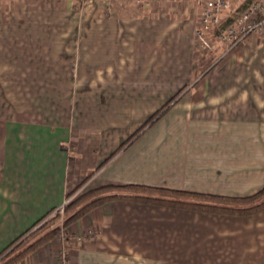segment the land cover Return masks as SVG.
Segmentation results:
<instances>
[{"label":"crops","instance_id":"0c3cea01","mask_svg":"<svg viewBox=\"0 0 264 264\" xmlns=\"http://www.w3.org/2000/svg\"><path fill=\"white\" fill-rule=\"evenodd\" d=\"M253 1L237 0L222 24ZM198 19L194 0H0V73L74 74L56 85L70 97L26 102L0 81V254L79 186L234 199L264 188V34L219 46L210 65L198 58ZM68 230L73 264H264V212L127 198ZM58 252L51 240L19 264H58Z\"/></svg>","mask_w":264,"mask_h":264},{"label":"trees","instance_id":"16d2710c","mask_svg":"<svg viewBox=\"0 0 264 264\" xmlns=\"http://www.w3.org/2000/svg\"><path fill=\"white\" fill-rule=\"evenodd\" d=\"M248 6H246V8ZM232 10L233 8L229 12H231ZM229 12H227V14ZM241 14L236 16L234 20L233 18H231V20H229L231 24L234 23L235 20L239 18ZM229 21L225 25L222 24L221 26L226 27L228 24H230ZM180 95L181 93L175 96L161 110H159L156 114H154L148 120V122L143 126V128L125 144V146L130 144L140 135V133H142L145 129L149 128L154 122H156L160 117H162V115H164L177 102ZM120 191H125V192L128 191L133 195L132 197L130 196L125 197L116 194L117 192ZM143 195H148V196H143ZM160 197H164V198H160ZM166 197H170V198H166ZM127 198H130L131 200L137 202H143L146 204H153L157 206H166L171 208L185 209L189 211L216 214V215H228V216L234 215L236 217L251 216L264 211V203L256 204L260 199L264 198V188L260 192L249 198L234 199V198H224V197L200 195V194H193L186 192H174V191H166V190H156L151 188L132 187V186L124 187V188L106 187V188H101L99 190L87 192L84 196H82L79 200H77L74 204H72V206L68 208L67 213L70 214L73 211L74 212L72 215L69 216V219L67 220L65 226L66 227L71 226L73 223L83 218L90 211L107 202L113 200H119V199H127ZM217 204H221L224 206H217ZM229 204H232L231 207L224 208L226 205ZM234 204L235 206H237V208L234 206ZM243 206L244 207L247 206V207L243 208ZM49 216L50 214L44 219H42L39 223L43 222ZM57 221L58 220L55 218L48 225L49 226L55 225ZM33 229L34 228H32V230ZM28 233L22 235L19 239L13 242L6 250H4L2 254H0V264H19L30 254H32L33 252H35L36 250L47 244L49 241L53 240L56 237V235L59 233V230L58 228H54L53 230L48 231V233L45 234L44 237L39 239L30 247L18 253L17 255L14 254L19 250L20 246L22 245L21 240L25 238ZM12 255L13 257H11Z\"/></svg>","mask_w":264,"mask_h":264},{"label":"rangeland","instance_id":"374dc122","mask_svg":"<svg viewBox=\"0 0 264 264\" xmlns=\"http://www.w3.org/2000/svg\"><path fill=\"white\" fill-rule=\"evenodd\" d=\"M231 12H233V10ZM229 25L230 24H228L227 26ZM218 34H219V31L214 30L208 36L209 42H211V44L216 47L215 51L203 50L202 48H200V45L196 39V50L198 53V58L202 60V62L203 61L208 62L210 65L213 63L219 62L220 56L218 55V49H219V46L221 45H219V43L217 42ZM65 59L66 61L68 60V58H65ZM52 60H55V57L54 59L50 57H46V62L48 66L50 64H53ZM71 76H74V74L71 75V73H65V72L58 73V72H52V71H47L46 73H43V72L33 71L31 67L29 71H25L21 73H0V81L3 82V84H6V81H10V88L9 89L4 88V90L8 91L10 94V97L13 96L14 100H21V101L24 100L26 102V101H29L37 97L39 95V92L53 96V98L59 94L70 97L71 90L69 89L65 90L64 88H58L60 85H58L57 83L58 82H68ZM56 85H58V87H56ZM48 106L49 105L47 104V107ZM59 108L63 110L64 115H66V113L69 114L70 112L68 103L59 105ZM85 192L86 191H82V187L80 186L76 188L73 192H71L68 195L67 204L64 208V211L62 213L53 212L43 222L39 223L36 226V228L31 230L26 235V237L21 240L22 245L20 246L19 250L14 254L17 255L18 253L24 251L25 249L30 247L32 244L37 242L39 239L44 237L45 234L48 233V231L53 230L54 228H58L59 233L56 235V237L53 240L57 241V243L59 244V248H60L61 242L60 243L58 242V239H57L58 235L63 229L64 230L69 229V227H66L65 224L67 223L69 216L72 215L74 212L73 211L72 213L68 214L67 210L70 206H72V204H74L77 200H79L82 196H84L87 193ZM119 193H126V194L132 195V193H129L128 191L126 192L120 191V192H117L116 194H119ZM143 196H148V195H143ZM160 198H164V197H160ZM166 198H170V197H166ZM261 203H264V198L260 199L258 203L256 204H261ZM231 205L232 204L226 205L224 208L231 207ZM217 206H224V205L217 204ZM235 207L237 208V206ZM246 207L243 206V208H246ZM263 212L264 211L258 214H261ZM258 214H255V215H258ZM255 215H251V216H255ZM221 216H228V215H221ZM232 216L236 217L234 215H230V217ZM251 216H246V217H251ZM55 218L58 220L56 224L49 226L48 224H50V222L54 220ZM13 255L11 257H13Z\"/></svg>","mask_w":264,"mask_h":264},{"label":"built area","instance_id":"2783aa9c","mask_svg":"<svg viewBox=\"0 0 264 264\" xmlns=\"http://www.w3.org/2000/svg\"><path fill=\"white\" fill-rule=\"evenodd\" d=\"M237 0H194L199 19L196 29V39L200 48L215 51L216 47L209 42L208 36L214 30L219 31L217 42L228 49L246 40L252 35L264 34V0H254L235 20L227 27H222L223 16L229 12ZM67 201L54 212L62 213ZM69 230H62L58 235L61 246L58 252V264H73L70 253V243L76 238ZM97 232L91 231L89 235ZM81 239V238H78Z\"/></svg>","mask_w":264,"mask_h":264}]
</instances>
